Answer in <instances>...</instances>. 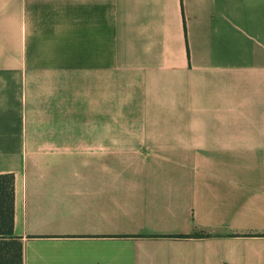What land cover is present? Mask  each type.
Returning a JSON list of instances; mask_svg holds the SVG:
<instances>
[{
    "label": "crops",
    "instance_id": "0c3cea01",
    "mask_svg": "<svg viewBox=\"0 0 264 264\" xmlns=\"http://www.w3.org/2000/svg\"><path fill=\"white\" fill-rule=\"evenodd\" d=\"M5 175L22 264H264V0H0Z\"/></svg>",
    "mask_w": 264,
    "mask_h": 264
},
{
    "label": "trees",
    "instance_id": "16d2710c",
    "mask_svg": "<svg viewBox=\"0 0 264 264\" xmlns=\"http://www.w3.org/2000/svg\"><path fill=\"white\" fill-rule=\"evenodd\" d=\"M13 219L14 178L0 176V264H22V245L13 236ZM193 236L203 238L206 235L196 233Z\"/></svg>",
    "mask_w": 264,
    "mask_h": 264
}]
</instances>
